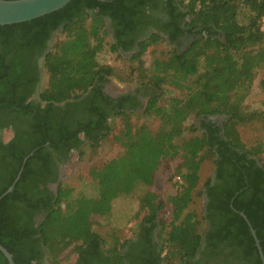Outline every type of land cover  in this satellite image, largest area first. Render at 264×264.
<instances>
[{"label":"trees","instance_id":"1","mask_svg":"<svg viewBox=\"0 0 264 264\" xmlns=\"http://www.w3.org/2000/svg\"><path fill=\"white\" fill-rule=\"evenodd\" d=\"M155 1L71 0L0 26V197L14 184L0 199V243L15 264H59L69 249L75 264H263L240 213L264 252V99L248 101L253 89L264 93V0H163L173 10L168 39L197 36L184 51L158 32L135 41ZM105 76L154 88L143 115L157 125L128 122L133 98L105 95ZM167 84L183 95L167 96ZM114 107L125 116L118 130ZM222 115L225 126L253 124L252 139L193 122ZM85 143L95 154L113 148L76 184L59 181V166ZM159 168L175 192L156 190ZM0 264H9L1 251Z\"/></svg>","mask_w":264,"mask_h":264},{"label":"rangeland","instance_id":"2","mask_svg":"<svg viewBox=\"0 0 264 264\" xmlns=\"http://www.w3.org/2000/svg\"><path fill=\"white\" fill-rule=\"evenodd\" d=\"M159 49H168L169 47L167 44L162 43L158 46ZM172 48H174L172 46ZM150 50L144 54V58L146 61L150 60ZM264 75V72H261L259 74V78H262ZM101 84L103 86L104 92H106L107 95H119V96H131L134 100V107L130 110H128V116L130 120L128 119V122H130L134 127H137L142 123L146 122L150 126L154 128V126L157 125V119L155 117H147L143 115L145 113V108L148 104V101L151 96H153L156 92V90L152 87H143L140 85L135 84H123L120 83L117 79L111 77V76H105L101 79ZM257 84V82H256ZM233 83L230 85H227V91L234 89ZM166 94L167 96H181L183 95V91L175 87L174 84H167L165 85ZM161 94V92L158 91V95ZM259 99H264V93L261 92L258 88L253 89L251 92L248 101L252 103V105L257 104L256 102ZM116 110L113 109L110 113L111 120L109 121L112 126L116 130L120 126L123 125L124 117L121 114L115 115ZM213 117V118H212ZM209 116L207 118H198L194 122L195 127L202 129L206 123H208L209 120H214L215 122H226V116ZM227 124V123H225ZM224 124V135L230 134L234 137H241L244 141H250L253 137V124L248 126H240V127H230L225 126ZM120 125V126H119ZM241 135H237V132ZM227 133V134H226ZM186 135H189L187 133ZM9 137V136H8ZM240 138V139H241ZM113 148V146L106 145L102 149H100V152L98 154H95L91 151L90 147H88V144L85 143L82 146V149L79 152L73 151L70 155V158L66 164H63L62 166V176L64 182H70L71 184H76L81 176L88 175V172L90 170V166L93 164H99L103 161L104 158H106L109 155L110 149ZM117 149V147H116ZM80 152L82 154L80 155ZM210 166L204 167V171H202V175L205 176L207 174H210L212 170H210ZM207 173V174H206ZM212 174V173H211ZM155 188L157 191H162L164 193H173L175 192V188L172 185V182L170 180V176L167 172L163 171L162 168H159L156 172L155 179H154ZM129 235L131 234L128 232ZM61 261L59 264H75L77 255L72 253V250L69 249L66 251L62 256Z\"/></svg>","mask_w":264,"mask_h":264},{"label":"flooded vegetation","instance_id":"3","mask_svg":"<svg viewBox=\"0 0 264 264\" xmlns=\"http://www.w3.org/2000/svg\"><path fill=\"white\" fill-rule=\"evenodd\" d=\"M154 3H156V5H154L153 7H151V5L149 6H146V13L144 14V17H143V20L138 24V27H137V38L135 41H141L144 37H145V34L147 32L150 31V33H153V32H158L160 33L162 36H164L166 38V41L171 44L174 48L180 50V51H184L186 50L189 45L192 43V41H194L196 39L197 36H193L192 34H183L179 37L178 41L176 42H171L168 37L166 36V34L163 32V30L165 29H169L171 27V23L173 21L172 19V15H173V10H172V6L169 5L168 6V3H165L163 0H156ZM176 11V9H174ZM176 20L180 23L181 27L184 26L185 24V18L181 17V16H178L176 18ZM168 31V30H166ZM170 32V31H168ZM137 44L135 45V48L132 50V52H130L129 54L127 55H131L133 54L136 49H137ZM50 50V49H49ZM48 50V51H49ZM45 59V55L44 57L40 60L41 64L43 63V60ZM42 72H41V79H42ZM40 83L38 84L37 86V92L35 93L34 95V99L38 100L39 101V93H40ZM103 92H104V89H102ZM105 95L106 92H104ZM109 98H111L114 102H118L120 99L122 98H126L127 96H119V95H107ZM129 96V95H128ZM136 101V99H132V101L130 102H127V105H129L130 107L127 109V110H130L134 107V102ZM116 108H112V110ZM111 110V111H112ZM224 116V115H222ZM217 117H220V116H217ZM213 118V117H212ZM214 123H216L217 125H219L220 127H222V131L219 133V135L223 136L224 135V124L226 122H223V123H220V122H215L214 120H212ZM226 125V124H225ZM4 134V136H6V140H9L11 139V137L13 136L14 134V131L12 129H5L3 130L2 132ZM9 136V137H8ZM227 140V139H226ZM62 166L63 165H60L59 166V169H60V176H59V181L61 180L62 178ZM213 176H214V172H213ZM58 181L57 182H50L48 184L49 188L53 191H57L58 189ZM208 204V197L207 195H204V206L206 207ZM41 215H39L37 217V219H41ZM210 228H211V224L209 222V219L206 220V224H205V227L203 229V233H202V236H203V241L206 239V236L207 234L210 232ZM156 231V232H155ZM154 231V234H153V240L156 241L157 239V229ZM137 234H136V238H138L140 236V232L141 230L140 229H137ZM205 244V242H203V245ZM204 248V247H203ZM45 257H48V254H46Z\"/></svg>","mask_w":264,"mask_h":264},{"label":"water","instance_id":"4","mask_svg":"<svg viewBox=\"0 0 264 264\" xmlns=\"http://www.w3.org/2000/svg\"><path fill=\"white\" fill-rule=\"evenodd\" d=\"M71 0H0V26L11 25L31 21L52 12L62 9ZM25 158L24 161H26ZM23 168L21 169L22 172ZM20 172V173H21ZM20 177V174L18 178ZM17 178V180H18ZM14 184L9 187L7 192L13 191ZM4 194V195H5ZM3 195V196H4ZM1 196L0 199L3 197ZM248 223L251 233L258 247L261 260L264 264V252L257 236L256 230L252 227L249 219L244 213H240ZM0 251L8 259L9 264H15L13 255L0 243Z\"/></svg>","mask_w":264,"mask_h":264},{"label":"built area","instance_id":"5","mask_svg":"<svg viewBox=\"0 0 264 264\" xmlns=\"http://www.w3.org/2000/svg\"><path fill=\"white\" fill-rule=\"evenodd\" d=\"M261 28H262V30L264 31V18H263V20H262ZM177 180L181 181V180H180V177H177Z\"/></svg>","mask_w":264,"mask_h":264}]
</instances>
